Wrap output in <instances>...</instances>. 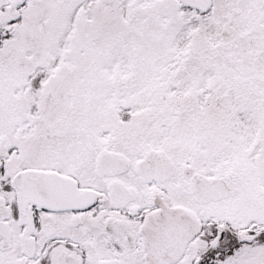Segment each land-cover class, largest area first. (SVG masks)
Returning a JSON list of instances; mask_svg holds the SVG:
<instances>
[{
	"label": "snow or ice",
	"instance_id": "1",
	"mask_svg": "<svg viewBox=\"0 0 264 264\" xmlns=\"http://www.w3.org/2000/svg\"><path fill=\"white\" fill-rule=\"evenodd\" d=\"M0 264H264V0H0Z\"/></svg>",
	"mask_w": 264,
	"mask_h": 264
}]
</instances>
